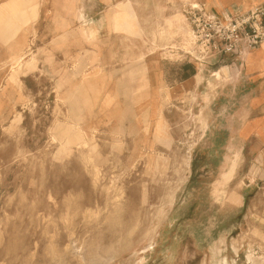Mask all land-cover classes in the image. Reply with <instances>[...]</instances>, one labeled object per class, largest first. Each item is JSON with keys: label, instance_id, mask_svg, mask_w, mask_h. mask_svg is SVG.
Segmentation results:
<instances>
[{"label": "rangeland", "instance_id": "1", "mask_svg": "<svg viewBox=\"0 0 264 264\" xmlns=\"http://www.w3.org/2000/svg\"><path fill=\"white\" fill-rule=\"evenodd\" d=\"M37 1L19 54L0 44V264H264V173L234 178L208 158L228 135L205 136L200 104L215 73L244 71L161 39L178 17L191 30L194 0ZM82 20L99 27L93 43ZM183 65L194 88L174 91Z\"/></svg>", "mask_w": 264, "mask_h": 264}, {"label": "crops", "instance_id": "2", "mask_svg": "<svg viewBox=\"0 0 264 264\" xmlns=\"http://www.w3.org/2000/svg\"><path fill=\"white\" fill-rule=\"evenodd\" d=\"M264 0H194L204 10L216 15L227 11L249 9ZM40 1L37 0H0V44L6 45L8 55H18L14 51L24 45L28 36V25L40 14ZM12 12V13H11ZM11 13V14H10ZM190 30L189 25L186 26ZM23 31V32H22ZM230 61L229 56H222ZM223 67V66H222ZM230 72L236 70L239 74L244 71L240 80L220 82L209 90L204 86L200 104L207 109V128L205 136L212 134L228 135L221 146L209 139L207 145L209 153L220 159V167H231L234 163V178L240 174V168L255 167L256 173H264V48L253 49L244 59L240 68L236 64L225 66ZM188 66L183 65L181 73L187 72L172 90L186 91L194 88L192 78L194 74L188 73ZM156 80L162 81L163 76L156 70ZM229 82V83H228ZM203 84L201 81L197 88ZM224 84V85H223ZM207 95V100L203 97ZM224 103H223V102ZM222 105L219 106V104ZM227 114V115H226ZM226 121L225 133L219 131V124ZM211 144V145H210ZM249 172H247V175ZM246 175L243 173L242 176Z\"/></svg>", "mask_w": 264, "mask_h": 264}, {"label": "built area", "instance_id": "3", "mask_svg": "<svg viewBox=\"0 0 264 264\" xmlns=\"http://www.w3.org/2000/svg\"><path fill=\"white\" fill-rule=\"evenodd\" d=\"M185 13L195 38V47L192 52L183 50V54L196 62L223 55L231 58V64L241 67L253 49L264 45V1L249 9L220 15L192 4Z\"/></svg>", "mask_w": 264, "mask_h": 264}, {"label": "bare ground", "instance_id": "4", "mask_svg": "<svg viewBox=\"0 0 264 264\" xmlns=\"http://www.w3.org/2000/svg\"><path fill=\"white\" fill-rule=\"evenodd\" d=\"M149 3V0H146ZM184 2H193L192 0H182ZM118 12L120 14L121 17V22H115V29L116 32L119 33H124L126 35H131V31L133 30L134 27V23H133V18L135 17V15L133 14V12L122 2H118ZM153 8H154V13L157 16H160L162 14L163 8H164V4L159 2V1H153L152 2ZM246 9V8H245ZM81 18V17H79ZM137 20V18H136ZM187 24L180 19V17H178V19L176 21H172L169 20L167 21L165 27L162 29L161 31V39L169 42L170 40H173L177 34H181L185 40H184V47L187 50L189 49V52H191V49L195 43V38L193 36V33L191 30L187 29ZM99 29V27L97 26L96 28H94L93 30H89L88 28V24L83 22L82 20V34L84 36V38L90 42L93 43L95 40V33L97 32V30ZM187 47V48H186ZM261 48H264V45L261 46ZM202 64V63H201ZM199 66H202V65ZM200 69V68H199ZM201 72V70H200ZM200 72L196 75V81H198L200 79ZM222 79V73L218 72L215 73L212 78L208 81V87L209 89H212L215 85L219 84L221 82ZM87 82V81H84ZM89 84V82H88ZM76 90V89H75ZM205 98L207 97L204 96ZM85 160H87V157L85 158Z\"/></svg>", "mask_w": 264, "mask_h": 264}, {"label": "trees", "instance_id": "5", "mask_svg": "<svg viewBox=\"0 0 264 264\" xmlns=\"http://www.w3.org/2000/svg\"><path fill=\"white\" fill-rule=\"evenodd\" d=\"M188 64H190V63H188ZM192 74H194V72H192Z\"/></svg>", "mask_w": 264, "mask_h": 264}]
</instances>
